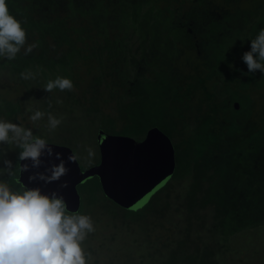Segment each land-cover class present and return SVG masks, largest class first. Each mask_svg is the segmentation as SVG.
Instances as JSON below:
<instances>
[{
    "label": "trees",
    "instance_id": "16d2710c",
    "mask_svg": "<svg viewBox=\"0 0 264 264\" xmlns=\"http://www.w3.org/2000/svg\"><path fill=\"white\" fill-rule=\"evenodd\" d=\"M152 1L155 0H6L9 14L18 20L26 31L27 43L25 47L31 44L37 46L29 54H23V57H20L18 53L15 60L8 61L0 57V71L5 70L1 68L4 63H9L12 65L14 73L9 72L22 77L23 70L20 71V67L27 69L29 64L36 62L37 65L42 66L39 71L46 75L52 71L59 72V69L65 70L78 59L86 58L82 54L80 56V53H85L88 57L92 55L102 59L97 51L92 50L89 53L82 47H76V41L82 39L85 32H97L98 36L104 38L106 45L101 47V51L107 54L109 64L105 62L104 65L103 62L95 59L99 74L93 84L97 88H102V93L98 98L104 96L105 99L102 101L104 103L100 105L110 106L117 113L113 116L105 115L97 103L99 100L90 98L86 102L89 108L102 113L100 121L104 127L99 126V128L106 134L127 135L137 141L142 140L146 132L155 126L162 129L170 139L176 140V143L173 144L176 168L169 182L157 194L165 193L170 187L171 181L176 180L181 172L185 173L186 179L189 181L188 190L185 193V207L190 211L197 212L198 209L204 210L206 207H211L214 212L213 220L216 221L214 224L216 230L225 228L224 232L226 229L229 232L237 231L245 226V217L243 216L245 211L241 203L232 201L224 194V189L219 185V182L224 177L223 173L227 167V161L231 158L230 154L242 143L239 140L248 141L249 137L244 133V122L241 123L243 125H238V122L234 123L220 116L218 102L214 101L211 93L206 90L205 83L215 73L221 77L223 71H227V76L233 77L236 70L230 69H234L236 63L233 58L221 61L223 46L215 39L220 38L221 35L224 37L226 33L230 32L229 26L231 25L233 28L242 29L245 38L249 40L253 38L257 31L264 27L263 4L261 17L249 21L248 16H245L246 23L239 24L243 14L247 13L245 10H237L234 15L231 14L221 19L218 14L214 16L216 11L212 13L214 10L212 0H210L211 2L202 0L201 4L193 5L188 12V17L200 25L194 27L187 23V18L181 11L174 9L170 0H165V5L158 7L155 11L147 7V4ZM175 18L177 21H174ZM85 19L88 21L87 24ZM104 21H106L105 25ZM148 21H151L152 27L150 28L154 33L145 35ZM155 21H161V24L155 25ZM238 32L234 33L237 34V37ZM134 35H138L139 39V48L135 50L128 48L123 41L122 43L118 41L121 39L130 40ZM171 36H173V40L170 38ZM49 37L52 39L48 40ZM147 37L161 41L169 39L175 50H183L184 48L177 46L179 43H185L182 39L188 38L191 46L186 50L192 49L198 52L202 51L201 49H204L209 43L206 41L203 42L206 43L203 45L202 42H199V38L213 39L210 42L211 51L207 53V66L211 62L214 63L208 80L201 78L199 74L186 75L173 67L171 68L168 64L170 57L164 51L163 57L156 58L161 64L156 62V59H152L153 67L156 69L148 68L151 66L147 62L148 55L155 51L156 46L160 48V42L151 41L147 47ZM192 40H196V42ZM48 45L53 46L54 54H49L51 52ZM167 48L166 46L165 49ZM248 48L250 49V42ZM22 49L25 52L24 48ZM51 55L58 57L51 58ZM127 59L136 60L132 61L133 71H135L136 67L134 68V66L136 65L139 67L143 65V68L146 65V70L150 73L147 76L139 75V73L135 76L130 74L129 63L131 60ZM239 60L243 61L242 55ZM93 69L90 68L89 74L93 73ZM258 73L259 70L249 73V77L256 78ZM45 75L43 77L45 82L52 80ZM240 86L243 88L246 85ZM87 89V94L97 92L95 88ZM66 91L69 98L74 97L71 90ZM193 99L195 104L189 107L188 103ZM236 100H238L237 95L234 96V101ZM17 107L14 108L7 104L6 117L18 114L22 109H20V105ZM151 108H153L152 111ZM154 112L157 113L156 118H147L151 116L150 113ZM115 119L120 121L119 128L116 127ZM178 120L181 123L180 129ZM166 122L173 124L176 131L169 129ZM240 122L241 120H239ZM191 124L193 127L196 124L195 128L191 127ZM247 124H251L250 121L245 126ZM252 146L253 144L248 148ZM236 156L240 157V154L237 153ZM232 166H237V164L232 165L229 161L230 169ZM246 171L252 170L247 169ZM18 173L19 166H13L3 182L10 187L13 186L15 190L22 189L21 185L17 184ZM255 187L263 189L264 185L260 184L259 186V183L255 181ZM77 190L79 197L82 193V199L86 198L85 200H94L102 193L97 178L79 185ZM163 195L165 198L167 197V194ZM82 203L84 206V200ZM261 203L264 204V202ZM169 204L167 201L160 202V198L157 196L156 204L146 203L142 209L137 211L118 208L131 215H139L142 212H145L146 215L155 214L158 218L152 217L153 221L163 218ZM113 205L116 206L114 203ZM149 223L139 227L145 231ZM190 236L191 230L186 227L185 236L180 237L185 240L176 242V248L167 255L162 264H185L183 262L186 261H191L193 264H216L214 251L204 244L200 235L193 240L190 239ZM182 255L185 256L184 259H181Z\"/></svg>",
    "mask_w": 264,
    "mask_h": 264
},
{
    "label": "rangeland",
    "instance_id": "374dc122",
    "mask_svg": "<svg viewBox=\"0 0 264 264\" xmlns=\"http://www.w3.org/2000/svg\"><path fill=\"white\" fill-rule=\"evenodd\" d=\"M170 2L175 7L174 9L184 14L187 18V23L192 24L194 27L199 25L188 17V12L193 5L201 4L202 0H170ZM212 2L214 3L212 13L216 11L214 16L218 14L221 19L231 14L234 15L237 10H245L247 13L243 14L239 24L246 23L245 16H248L249 21H252L263 15L261 10L262 4L264 8L263 0H212ZM164 3H166L165 0H155L148 3L147 7L155 11L158 7L164 6ZM252 13L256 14L250 15ZM174 21H177V18ZM87 22L85 19L86 24ZM103 23L105 25L106 21ZM159 24H161V21H155V25ZM146 26L148 27L145 28L144 33L145 35H150L153 32L150 28L152 27L151 21H148ZM229 27L230 32L226 33L224 37L221 35L220 38L215 40H218L223 46L221 61L233 58L236 63L234 69H230L236 70L232 78L227 76V71H223L226 74L222 73L220 77L215 73L208 80L214 63L211 62L207 66V53L211 51L210 42L213 39H206L205 37L199 38V42L204 45L206 43L203 42L209 41L208 46L199 52L192 49L186 50L191 46L188 38L182 39L185 43H179L177 46L178 48H184L183 50H175L173 43L169 39L161 41L160 39L147 37V47L148 44H151V41H155V43L160 42L159 46L161 48L156 46L155 51L149 55L147 54V62L151 64L148 68L151 70L156 69L153 67L152 59L163 57L164 51L170 57L168 64L171 68L173 67L186 75L199 74L201 78L208 80L205 83L206 90L211 93L213 100L218 102L221 111L219 114L222 118L225 120L229 119L234 123L238 122V125H243L241 123L244 122V133L249 137L247 138L249 140H239L242 143L230 154L231 158L227 161V167L223 173L224 177L219 182V185L222 186L227 197H230L236 203L242 204L245 211L243 213L245 226L233 232H229L227 229L224 232L225 228L216 230L214 227L216 221L213 220L214 212L211 207H206L204 210L198 209V212L187 209L184 200L186 199L185 193L188 190L189 181L186 179V174L182 172L176 180L171 181L170 187L167 188L165 193L157 194L158 190L149 197L147 204H156L157 196L160 198V202L167 201L170 203L168 210L164 212L163 218L158 220L152 221V217L158 218V216L155 214L146 215L145 212L139 215L126 214V212L119 209L120 207L114 206L113 202L111 203L103 193L94 200L82 199V193H80V206L77 214L91 217L95 228V231L88 233L81 244L82 249L86 253L87 264H162L167 255L176 248V242L185 240L180 237L185 236L186 227L191 230V240L200 235V239L204 241V244L214 251L216 264H264V204L261 203L264 202V187L263 189L255 187V181L259 183V186L260 184L264 185V74L259 72L256 78L249 77L246 64L239 59L245 51L250 50L248 48L250 41L245 38L242 29L233 28L232 25ZM207 30L209 31V28ZM235 32H238V37L236 36L237 34H234ZM137 36L134 35L130 40L121 39L118 41H121V43L123 41L128 48L135 50L139 48ZM172 37L170 38L173 40ZM47 39L51 40L52 37ZM192 41L196 42V40ZM104 42V38L98 36L97 32H85L82 39L76 41V47H82L88 50L89 53L92 50L97 51L102 59L92 55L88 57L87 54L80 53V56L82 54L86 58L78 59L65 70L59 69V72L52 71L46 75L45 73L42 74L39 71L42 66L37 65L36 62L29 64L27 69L20 67V71L23 70L25 75L31 74L28 79H24L18 74H16L18 77L15 74H11L10 72L14 73V71L9 63H4L1 68L5 70L0 71V119L31 129L33 136L39 138L42 136L50 145L69 148L76 156L80 169L83 171L99 164L100 155L97 142L95 141L97 134H99L98 132L101 130L99 126L104 127L100 121L102 113L96 112L93 108L90 109L86 102L90 98L91 100L97 99L99 100L97 103L105 115H117L116 111L110 106L100 105L104 103L102 101L105 97L98 98L99 94L102 93V88H97L93 84L97 74H99L95 59L103 62L104 65L105 62L109 64L107 62V54L101 51V47L106 45ZM166 46L168 47L167 49H165ZM48 47L51 52L49 54H54L53 46L48 45ZM19 54L20 57L24 56L25 52L23 49H21ZM50 57L57 58L58 56L51 55ZM5 60L7 59L5 58ZM127 60H131V63H129L130 74L135 76L139 73V75L144 74V76H147L150 73L146 70V65L144 68L143 65L141 67L136 65L134 66V68L136 67L135 71H133L134 64L132 61L136 60ZM156 62L161 64L157 59ZM158 63L154 64L159 65ZM90 68H94L91 74H89ZM44 75L52 80L57 76L70 79L74 84L71 89L74 97L69 98L66 90L54 89L51 92H46L44 88L47 82L44 81ZM243 84L246 86L242 88L240 85ZM87 88H95L97 92L87 94ZM236 95L238 100L234 101V96ZM235 103L237 104L236 109L234 108ZM7 104L14 108L20 105L22 110L18 114L7 118L5 114ZM194 104L193 99L188 103V106L190 107ZM37 110L43 112L44 116L40 120L33 122L29 117ZM150 110L152 111L153 108ZM48 114L61 120V123L54 130L49 128ZM149 115L151 116L147 118L157 117L155 112ZM239 120H241L240 123ZM249 121L251 124L245 126ZM177 123H179L178 128L180 129L181 123L179 120ZM166 124L169 129L176 131L173 124L168 122ZM195 125L193 127V124H191V127L195 128ZM116 127H120L119 120L116 121ZM163 133L165 134V132ZM165 135L168 136L167 134ZM171 141L172 144L176 143V140L171 139ZM251 144L253 146L248 148ZM20 151L21 149L15 142L0 143V182L5 180L8 171L13 166L19 164ZM90 152L91 155L89 154ZM237 153L240 154V157L236 156ZM5 160L11 161V169L6 168ZM229 161L232 165L237 164V166H232V169H230ZM247 169L252 171L247 172ZM94 178L96 177L90 180ZM11 188L15 190L13 186ZM163 194H167L168 198H165ZM81 207L83 208L80 211ZM142 208L140 207L134 211ZM79 211L80 213H78ZM189 211L190 213H188ZM148 223L147 229L145 231L144 229L141 230L139 226ZM196 229L197 231H195ZM184 258L185 256L182 255L181 259ZM183 263L193 264L191 261Z\"/></svg>",
    "mask_w": 264,
    "mask_h": 264
},
{
    "label": "clouds",
    "instance_id": "9594fccd",
    "mask_svg": "<svg viewBox=\"0 0 264 264\" xmlns=\"http://www.w3.org/2000/svg\"><path fill=\"white\" fill-rule=\"evenodd\" d=\"M249 41L250 50L243 53L242 60L249 73L259 70L264 74V27ZM26 43L25 29L9 14L6 0H0V57L14 60L22 48L27 55L37 46L25 47ZM30 75L21 73L24 79ZM72 88L70 79L57 76L47 82L44 90ZM43 116L44 113L37 110L29 119L35 122ZM60 123V119L48 114L50 129L54 130ZM12 142L21 149L19 159L31 160L34 167L39 165L45 150L52 152L48 142L33 136L31 129L0 119V143ZM68 160L74 161V157L69 156ZM4 164L11 169V161L5 160ZM24 170H27L26 165ZM48 171L49 177L40 175L39 178L48 182L58 180L67 174L68 168L60 160ZM61 186L67 187V183ZM93 231L91 217L68 212L65 201L55 192L49 196L38 188L13 190L7 183L0 182V264H87L81 244Z\"/></svg>",
    "mask_w": 264,
    "mask_h": 264
},
{
    "label": "water",
    "instance_id": "95a60500",
    "mask_svg": "<svg viewBox=\"0 0 264 264\" xmlns=\"http://www.w3.org/2000/svg\"><path fill=\"white\" fill-rule=\"evenodd\" d=\"M234 108H237L236 103ZM98 133L95 142L100 161L96 166L83 171L69 148L48 144L52 152L45 150L38 166L34 167L28 159L19 161L17 184L22 188H38L49 196L55 192L65 201L68 212L76 213L80 206L77 187L96 177L104 196L118 207L130 211L143 207L174 174L175 150L171 139L156 127L149 129L140 141L102 130ZM69 156L74 157V161H69ZM60 160L68 168L66 175L51 182L39 178L40 175L49 177L48 169ZM25 165L27 170H24ZM65 182L67 187H62Z\"/></svg>",
    "mask_w": 264,
    "mask_h": 264
},
{
    "label": "flooded vegetation",
    "instance_id": "af4514ba",
    "mask_svg": "<svg viewBox=\"0 0 264 264\" xmlns=\"http://www.w3.org/2000/svg\"><path fill=\"white\" fill-rule=\"evenodd\" d=\"M143 140V139H142Z\"/></svg>",
    "mask_w": 264,
    "mask_h": 264
}]
</instances>
